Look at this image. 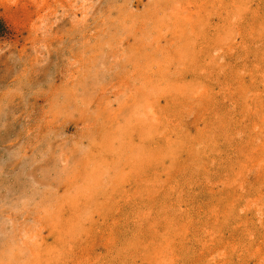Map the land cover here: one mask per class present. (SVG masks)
<instances>
[{"label": "rangeland", "instance_id": "1", "mask_svg": "<svg viewBox=\"0 0 264 264\" xmlns=\"http://www.w3.org/2000/svg\"><path fill=\"white\" fill-rule=\"evenodd\" d=\"M0 264H264V0H0Z\"/></svg>", "mask_w": 264, "mask_h": 264}]
</instances>
